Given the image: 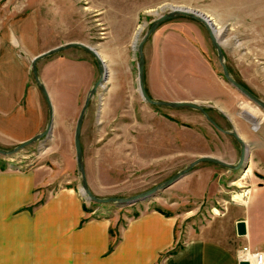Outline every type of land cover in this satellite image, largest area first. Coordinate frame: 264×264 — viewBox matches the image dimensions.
I'll return each instance as SVG.
<instances>
[{"label":"rangeland","instance_id":"374dc122","mask_svg":"<svg viewBox=\"0 0 264 264\" xmlns=\"http://www.w3.org/2000/svg\"><path fill=\"white\" fill-rule=\"evenodd\" d=\"M6 1H0V14L3 16H9L18 10L36 14L38 53L69 41H80L91 46L104 62V78L90 99L81 129L84 170L89 189L94 195L124 197L136 194L167 179L201 155H211L232 163L237 161L239 151L236 152L235 161L230 159L231 146L238 147V143L230 135L214 128L202 115H197V110L188 108L179 111L149 104L141 98L138 90L137 45L150 23L172 8L180 6L209 13L211 7L204 6L206 2ZM182 20H192L202 26L205 36L204 49L218 73L219 84L229 90L223 89L225 93L236 96L232 104L220 105L212 100L194 102L209 105L206 111L214 120L219 117L221 123L226 121V118L220 117L222 107L224 109L222 113L230 115L233 123L240 122L243 128L244 123H247L251 127L249 129H257L260 120L256 119L255 113L264 117V110L233 89L234 87L222 77L216 50L211 44L207 30L201 22L191 17L178 16L162 22L157 28L159 33L154 38L150 36L143 47L147 54L144 58V86L148 95L156 100L181 101L179 99L181 97H191L187 93L194 92L193 86L200 82L198 78L189 74L190 71L197 74L203 66L198 55L191 50H175V42L180 40L175 34L168 37L169 39L159 38L162 32L166 33L165 30L184 26L186 22L180 23ZM237 26L238 24L230 22L227 31L224 27L219 33L220 43L232 40L234 33L237 35L239 32ZM186 33V36H193L192 33L188 34L187 29ZM243 35L249 45L247 44L245 50L234 52L233 55L229 53L227 58L236 61L235 64L233 62V66L237 70H230L232 73L230 75L253 92L248 86L255 84L256 79L251 76L253 70L248 71L247 68L258 66L259 57H264V33L255 26ZM157 40L160 46L153 53L152 47ZM168 40L171 41V46L167 43ZM240 40L242 39L234 38L232 43L238 46ZM67 57L70 61L65 63ZM227 58L224 55L226 66ZM248 61L251 62L249 65ZM78 62L84 63L80 65ZM56 63L59 64L58 68L55 66ZM69 63L70 70L72 63L74 64V82L70 81L67 84L66 69ZM37 65L48 83L53 106L51 132L12 156L0 155V160L5 162V166L9 162L21 168L49 160L55 169L62 170L61 181L65 182L66 186L73 185L80 194L81 182L75 160L73 133L86 93L98 77L97 66L94 58L78 47L49 55L41 59ZM28 73L30 80L33 81L30 67ZM44 109L47 114L45 103ZM184 111L189 114H183ZM260 122H264V118ZM225 128L230 129V126L227 125ZM244 131L246 133L245 129ZM16 144L8 142L0 144V147L7 149ZM246 174L242 169L230 170L211 162H200L186 175L148 200L123 206L113 203L98 204L87 199L84 201L95 213L99 209L104 210V214L117 210L132 216L146 205L148 208H157L166 213H175L180 218V224H198L205 222L210 215L217 214L226 203L239 200L240 197L236 198V195L246 186Z\"/></svg>","mask_w":264,"mask_h":264},{"label":"crops","instance_id":"0c3cea01","mask_svg":"<svg viewBox=\"0 0 264 264\" xmlns=\"http://www.w3.org/2000/svg\"><path fill=\"white\" fill-rule=\"evenodd\" d=\"M203 2L211 7L209 13L201 11L210 17L218 38L224 27L227 31L230 22L238 24L239 32L233 36L242 39L239 45L232 43L233 36L232 40L220 43L226 58L229 53L246 49L248 41L243 34L252 27L257 26L264 33V0ZM180 23L184 26L165 30L167 34L162 32L159 38L175 34L180 40L175 42L174 49L191 50L203 66L197 74L189 72L200 80L193 86L194 92L187 93L191 97L179 99L212 100L220 105L235 102L236 96L225 93L223 89L229 90L219 84L218 73L204 49L202 26L192 20ZM37 28V16L33 12L18 10L9 16L0 14V144L26 140L42 131L46 124L45 101L28 73L31 59L39 52ZM186 29L193 36H186ZM157 33L156 29L151 37ZM170 42L167 41L171 46ZM158 46L157 40L153 53ZM69 61L67 57L65 63ZM233 62L236 61L228 59L229 73L237 70ZM55 66L58 68L59 64ZM67 66L68 84L74 82V64L72 70L70 63ZM251 67L247 69L253 70L255 84H245L264 100V57H259L258 66ZM37 69L49 92L38 65ZM220 109V117L226 121L221 123L216 117L217 123L224 128L234 127L247 144L246 166L242 169L247 173L246 186L236 195L239 200L226 203L217 214H209L205 222L188 225L180 224L175 213L146 205L132 216L117 210L104 214L99 209L95 213L73 185L66 186L61 181L62 170L55 169L51 161L24 168L7 162L5 168H0V264H238L237 252L243 246L264 251V122H260L264 117L255 113L260 126L251 130L247 123L244 128L240 122L233 123L230 115ZM197 115L202 114L197 111ZM232 146L230 160L235 161L239 145ZM239 221L245 224V234L237 233Z\"/></svg>","mask_w":264,"mask_h":264},{"label":"water","instance_id":"95a60500","mask_svg":"<svg viewBox=\"0 0 264 264\" xmlns=\"http://www.w3.org/2000/svg\"><path fill=\"white\" fill-rule=\"evenodd\" d=\"M178 16H187L191 17L199 22H201L205 29L207 30V33L209 35V39L211 41L212 46L216 50L217 59L219 61V64L221 66V73L222 77L232 86L234 87L238 92H240L243 96L248 98L250 101H252L254 104L259 106L262 110H264V101L256 96L253 92H251L249 89L244 87L242 84H240L238 81H236L229 73L227 66L224 62V55L222 51V47L220 45L219 40L214 36V33L209 26L208 22L202 18V16L198 15L195 12H190L185 9H179V10H170L169 12H166L157 18H155L149 25L148 29L140 39L137 45V81H138V90L140 93L141 98L152 105L161 106V107H168V108H191L198 110L204 118L217 130L230 135L232 138H234L240 145V151H239V157L236 163L228 162L223 159L211 156V155H201L193 160H191L186 166H184L182 169L176 171L173 175L169 176L167 179L153 185L152 187L143 190L141 192H138L136 194L130 195V196H124V197H116V196H109V197H98L92 193V191L89 189V185L86 179L85 170H84V161H83V152L81 148V128L82 123L85 117L86 109L88 108L89 102L91 97L96 92L98 85L102 82L104 78V62L98 55V53L89 45L80 42V41H69L64 44L57 45L55 47H52L48 50H45L43 52H40L36 54L30 61V70L34 79V82L41 93L47 107V122L44 127V129L37 134L27 138L26 140H23L16 145H14L11 148H1L0 147V155L4 157H9L20 150L24 149L25 147L31 145L32 143H35L39 139L47 136L52 129V120H53V106L50 99V95L48 93V90L45 86V84L41 81L37 69V62L45 58L49 55H52L56 52L62 51L64 49L70 48V47H78L89 53L95 60L96 66H97V72L98 77L92 84L91 88L87 91L86 96L84 98L83 104L81 106V109L79 111V114L77 116L75 127H74V133H73V145H74V151H75V160L77 165V170L80 174V182H81V191L80 194L83 196V200L87 199L88 201H92L94 203L98 204H107V203H113L120 206L131 204L134 202H141L150 199L155 194H157L159 191L167 188L174 182H176L178 179H180L182 176L186 175L195 165H197L200 162H211L213 164H216L218 166H221L223 168H227L230 170H239L243 169L246 166V157H247V148L246 143L244 140L240 137L238 132L234 129H225L217 124V122L207 113L206 107L204 104H199L193 101H168V100H156L151 98L148 93L146 92L145 86H144V53H143V47L145 42L149 39V37L155 32V30L158 28V26L169 19L178 17ZM16 168H21L18 165H15ZM236 229L237 233L239 235L245 234V224L243 221H239L236 223ZM238 264H248L246 261H241Z\"/></svg>","mask_w":264,"mask_h":264},{"label":"built area","instance_id":"2783aa9c","mask_svg":"<svg viewBox=\"0 0 264 264\" xmlns=\"http://www.w3.org/2000/svg\"><path fill=\"white\" fill-rule=\"evenodd\" d=\"M237 261H246L248 264H264V251L251 250L248 246H243L237 252Z\"/></svg>","mask_w":264,"mask_h":264},{"label":"bare ground","instance_id":"6f19581e","mask_svg":"<svg viewBox=\"0 0 264 264\" xmlns=\"http://www.w3.org/2000/svg\"><path fill=\"white\" fill-rule=\"evenodd\" d=\"M175 7V6H174ZM179 9H185V10H187V11H190V12H195V13H197L198 15H200V16H202V18H204L207 22H208V24H209V26L211 27V29H212V31H213V33H214V36L219 40V38L217 37V31H216V28L214 27V25H213V23H212V21H211V19H210V17L208 16V15H206V14H204V13H201V12H199V11H197V10H193V9H189V8H182L181 6L180 7H175V8H172L171 9V11L172 10H179ZM220 30V29H219ZM218 30V31H219ZM219 33V32H218ZM219 42H220V40H219ZM221 45V44H220ZM241 137V136H240ZM242 138V137H241ZM246 148H247V146H246Z\"/></svg>","mask_w":264,"mask_h":264},{"label":"flooded vegetation","instance_id":"af4514ba","mask_svg":"<svg viewBox=\"0 0 264 264\" xmlns=\"http://www.w3.org/2000/svg\"><path fill=\"white\" fill-rule=\"evenodd\" d=\"M205 107H207L206 105H205ZM206 109V108H205ZM198 111V110H197ZM199 112V111H198ZM210 115V114H209ZM203 116V115H202ZM204 117V116H203ZM222 127V126H221ZM215 128V127H214ZM224 128V127H223ZM231 128H234V127H230V129ZM226 129V128H225ZM234 139V138H233ZM235 140V139H234ZM236 141V140H235ZM237 142V141H236ZM238 143V142H237ZM238 145H239V143H238ZM239 151H240V145H239ZM247 152H248V150H247ZM238 157H239V152H238ZM237 160H238V158H237ZM237 162V161H236ZM235 162V163H236Z\"/></svg>","mask_w":264,"mask_h":264},{"label":"trees","instance_id":"16d2710c","mask_svg":"<svg viewBox=\"0 0 264 264\" xmlns=\"http://www.w3.org/2000/svg\"><path fill=\"white\" fill-rule=\"evenodd\" d=\"M0 168H1V169L5 168V162H3V161H1V160H0Z\"/></svg>","mask_w":264,"mask_h":264}]
</instances>
